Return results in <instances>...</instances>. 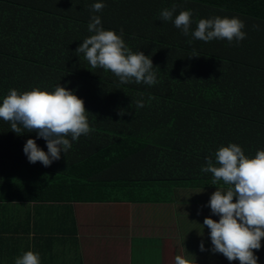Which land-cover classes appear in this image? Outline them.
Listing matches in <instances>:
<instances>
[{
	"label": "trees",
	"instance_id": "trees-1",
	"mask_svg": "<svg viewBox=\"0 0 264 264\" xmlns=\"http://www.w3.org/2000/svg\"><path fill=\"white\" fill-rule=\"evenodd\" d=\"M96 2L105 4L101 12L91 11ZM173 5L174 16L193 12L192 30L202 18H239L246 39L186 37L160 19ZM92 15L151 57L158 83L120 84L75 52L92 35ZM193 51L199 58H190ZM58 84L84 101L93 131L44 167L30 164L23 146L33 139L47 152L46 142L35 132L17 135L0 119V203L53 209L209 201L226 186L201 172L206 157L214 160L229 143L249 158L264 150V0H0V103L9 89L52 92Z\"/></svg>",
	"mask_w": 264,
	"mask_h": 264
},
{
	"label": "clouds",
	"instance_id": "clouds-1",
	"mask_svg": "<svg viewBox=\"0 0 264 264\" xmlns=\"http://www.w3.org/2000/svg\"><path fill=\"white\" fill-rule=\"evenodd\" d=\"M104 7V3L96 2L91 5V11L98 13ZM175 12V5L171 9L165 8L159 13L160 19L171 21L182 35H190L193 40L207 43L224 39L231 44L246 39L245 24L239 18H202L192 30L193 12L182 10L174 16ZM87 30L92 35L85 38L75 52L83 54L91 68L110 71L120 84L152 86L158 83L157 67L153 66L151 57L142 51L133 52L123 39L122 29L119 35L104 30L100 17L92 15ZM193 57L199 58L198 53L193 51L190 58ZM139 95L142 97L143 93ZM135 103L138 108L144 107L142 99ZM88 114L84 101L60 84L52 92L40 88L25 92L9 89L0 103V119L10 124L13 133L35 132L37 139L46 142L47 152L33 139H28L23 146L27 161L30 164L40 162L44 167L60 160L61 153L71 149L72 141L93 131ZM125 114L123 110L118 113L120 116ZM205 165L201 172L211 173L212 184L222 181L226 186L224 190L214 191L207 204L211 215L219 217L218 221L206 217L200 225L209 230L210 251L222 254L230 264L232 261L257 264L255 252L261 249L264 239V150H257L255 156L249 158L241 146L229 143L215 151L214 160L211 156L206 157ZM199 250L205 251L203 242ZM188 256L194 259L177 255L174 264H195V257ZM14 264H41V258L39 253L26 251L15 258Z\"/></svg>",
	"mask_w": 264,
	"mask_h": 264
},
{
	"label": "crops",
	"instance_id": "crops-1",
	"mask_svg": "<svg viewBox=\"0 0 264 264\" xmlns=\"http://www.w3.org/2000/svg\"><path fill=\"white\" fill-rule=\"evenodd\" d=\"M207 204L166 205L168 220L149 224L140 212L144 204L75 203L48 209L0 203V264H14L26 251L39 253L41 264H174L177 255L194 259L188 254L195 264H230L210 251L209 230L200 226L206 217L219 219ZM255 255L257 264H264V239Z\"/></svg>",
	"mask_w": 264,
	"mask_h": 264
},
{
	"label": "rangeland",
	"instance_id": "rangeland-1",
	"mask_svg": "<svg viewBox=\"0 0 264 264\" xmlns=\"http://www.w3.org/2000/svg\"><path fill=\"white\" fill-rule=\"evenodd\" d=\"M209 194V193H208ZM210 195V194H209ZM185 196V195H184ZM197 196H198V194H196L195 192H188V194H187V197H189L190 199L191 198H197ZM202 197V196H201ZM181 198L182 199H184V197H182L181 196ZM139 206H140V204H138ZM179 205L180 204H177V206L179 207ZM142 206H144L143 208H145L143 211L144 212H142V211H140L141 213H143V215L144 216H142L143 217V219H148V221H149V224H151L152 222H154V223H156L157 224V222H162L161 220H163L164 221V217H166V216H168L164 211H166V205L165 204H163V205H161V204H144V205H142ZM152 206V207H151ZM130 207V212L133 210L134 212L136 211V206H129ZM128 207V208H129ZM170 207H171V205H170ZM140 216V215H139ZM161 218H163V219H161ZM165 220H168V219H165ZM186 252L185 253H187V250H185Z\"/></svg>",
	"mask_w": 264,
	"mask_h": 264
}]
</instances>
